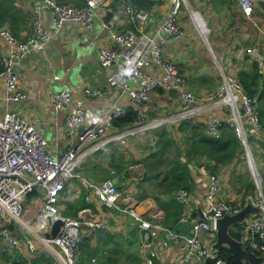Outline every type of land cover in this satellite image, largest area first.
<instances>
[{"label": "built area", "instance_id": "built-area-1", "mask_svg": "<svg viewBox=\"0 0 264 264\" xmlns=\"http://www.w3.org/2000/svg\"><path fill=\"white\" fill-rule=\"evenodd\" d=\"M236 1L239 10L246 16L252 14L256 3L264 2ZM103 2L83 0L80 5L60 0L34 2L29 10L30 31L25 38L18 37L7 23L0 26V81L4 99L0 109L1 248L14 253H22L26 249L27 253L24 251L23 255L27 259L41 249L55 264H77L80 242L93 239L99 230L108 227V222L62 214L58 205L59 195L76 175L74 171L84 165L94 152L109 155L114 144L124 148L130 139L139 134L190 119L203 122L204 131L209 134H217L220 126L227 125L240 140L244 150L240 158L247 164L255 186V192L248 193L243 202H232L222 196V182L216 173H208L207 187L200 195L195 216L189 212L194 194L185 188L176 189L171 197L183 207L179 221L190 228L188 233H183L164 223L163 211L158 206H154L151 214L138 211L139 203L135 198L115 185L114 169H110L109 177L101 183L84 180L87 188L85 199L90 201L95 198L109 210L135 220L143 264H203L208 260L225 264L213 248L216 220L226 214L237 213L247 203L258 207L259 212L245 217L240 232L241 241L244 245L247 241L250 250L264 254V193L248 142L252 130L261 128L256 96L249 94L237 75L227 72L219 63L214 90L201 95L188 87L178 65L164 52L166 45L185 36L184 28L178 21L182 7L189 10L191 21L205 39L195 10L187 0H168L161 21L153 30L142 35H138L133 28H112L109 32L111 41L97 51L99 63L111 69L107 84L118 90V98L127 94L132 105L140 106V102L150 101L153 92L161 88L165 94H173L178 108L151 118L139 113L138 119L131 124L116 127L112 118L126 111L122 103L115 101L95 111L71 90L64 87L52 89L48 94L55 108L64 111L67 129L74 132L79 124H84L75 142L57 157H53L47 147L44 126L34 125L11 108L10 103L29 96V92L21 86L20 74L15 69L22 57L31 50L43 47L69 23H79L83 28L91 29ZM102 24L110 27L108 21ZM207 47L215 59L210 45ZM253 51L254 47L240 48L242 55L252 57L260 74L259 87L264 89V59ZM83 92L86 95H102L104 90L100 86H85ZM213 108L222 109L220 115L212 112ZM36 190L41 193L43 204L35 218L27 219L23 203L26 196ZM198 210L203 217L199 216ZM46 216L63 221L59 232L51 239L43 235ZM13 227L24 233L25 243H22V235L11 230ZM95 261L93 257L91 262Z\"/></svg>", "mask_w": 264, "mask_h": 264}, {"label": "crops", "instance_id": "crops-1", "mask_svg": "<svg viewBox=\"0 0 264 264\" xmlns=\"http://www.w3.org/2000/svg\"><path fill=\"white\" fill-rule=\"evenodd\" d=\"M60 1L74 4L83 2V0ZM187 1L191 7L192 5L195 7L211 6L212 18H214L212 48L206 36L208 27L201 14H197L196 17L200 28L202 26L204 30L205 39L195 28L187 9L182 7L178 21L184 28L185 36L170 42L165 47V54L178 65L190 89L201 95L206 91L214 90L218 81V69L213 60L216 61L217 56L222 62L219 64L223 69L233 74H236L240 69H250L254 63L252 57L240 53L241 47H254L253 53L264 59V12L259 8V3L255 4L252 14L246 16L239 10L236 0ZM34 2L37 1L15 0L21 12L27 13L26 20L16 31L18 37L25 38L30 31L29 10ZM167 5L168 0H151V2L135 0L122 9L115 0H104L97 10L91 29H85L79 23H69L62 28L60 33L54 34L43 47L31 50L22 57L16 71L20 74L21 86L29 92V96L25 100L10 103V106L34 125L44 126L47 147L53 157H57L62 150L75 142L77 133L84 124H79L74 132L67 129L65 113L54 108L48 94L52 89L64 87L71 90L77 97L83 99L86 106L95 111H100L117 101L126 107L137 106L139 113L145 118H151L179 107L174 101L172 93L168 95L158 89L153 92L150 101L140 106L132 105L127 94H122L118 98V90L107 84V77L111 69L99 63L97 58L99 47L107 45L111 41L109 32L112 28L120 30L133 28L138 35L150 32L161 21ZM203 13V16H207L208 20L212 19L207 13ZM104 21L110 23V27H107L108 30L102 24ZM199 40H202L205 45H201ZM207 45H210L215 59ZM213 49L216 50V53ZM212 84L214 86L211 88ZM85 86H100L104 92L102 95H86L83 92ZM3 104L0 81V109ZM211 111L220 115L222 109L213 108ZM154 132L149 135H137L130 139L124 148L119 147V144H114L109 153L111 157L101 155L98 151L92 153L61 191L58 205L62 214L89 220L103 219L107 222L109 218L113 220V226L108 224V227L104 231L99 230L93 239H84L80 242L79 246L82 248L78 250L77 264H136L140 262L143 264V251L139 247L138 228L135 220L128 215L109 210L95 198L90 201L85 199L87 188L84 180L101 183L109 177V171L113 168L116 170L113 175L115 185L125 194L129 193L135 198L139 203L138 211L151 214L154 211V206H158L163 211L166 225L183 233L190 231L188 225L181 223L179 219L175 221L174 206L168 204L169 196L167 194L161 197L156 195L157 184L144 183L143 186L148 188L150 196L146 195L140 200L137 199L138 197L136 198V195H143L141 191L137 190L136 183L143 182L144 166L154 158V153L160 162L159 167L155 169L163 172L162 168L167 169L168 167L165 158L167 151L171 150V145L165 147L163 155H160V152L156 153L158 146H156L157 138ZM251 134L254 136V151L258 162L264 165V127L252 130ZM141 135L146 136L142 138ZM180 153L183 157V152ZM240 156L229 164L219 165L216 169V174L222 182V196L232 202L241 200L244 190H246V184L250 181L253 182L252 176L251 180L247 178L244 166L247 169L248 167ZM262 167L260 168L261 173L264 172ZM191 174L194 185L189 191L194 194V197L190 202L189 212L195 216V212L199 209L200 195L207 187L208 172L198 168L192 169ZM23 204L25 218H35L43 204L41 193L38 190L29 193ZM11 230L17 235H22V243L26 242L23 232L16 227ZM108 234H111L112 237H109ZM27 237L29 238V236ZM24 251L27 253L26 249ZM24 251L19 254L6 248L3 250L0 243V264H11V259L18 255L26 258L23 255ZM39 251L42 252L41 249ZM93 257L96 259L94 263L91 262ZM50 264L55 263L51 260Z\"/></svg>", "mask_w": 264, "mask_h": 264}, {"label": "trees", "instance_id": "trees-1", "mask_svg": "<svg viewBox=\"0 0 264 264\" xmlns=\"http://www.w3.org/2000/svg\"><path fill=\"white\" fill-rule=\"evenodd\" d=\"M149 2H151V0H149ZM258 6L264 12V2H259ZM26 17L27 13L21 12V9L18 8L15 3V0H0V26L7 23L12 31L17 34V29L21 26L23 21L26 20ZM1 67L2 65L0 63V68ZM236 74L242 82L244 89L249 94L256 96L257 111L259 114L261 128H263L264 89L259 87L260 74L257 71L256 64L253 63L252 67L248 70L240 69L236 72ZM158 90L162 91L161 88H158ZM142 116L144 117V115ZM138 117V107L128 106L122 115L112 118V124L116 127H122L131 124L137 120ZM188 132L190 133L189 136L187 135ZM154 134H156V146H158L156 153L160 152V155H163L166 146H170L172 143H177L179 145L176 159L173 163L168 164L165 172H160L155 169L159 167L160 162L157 160V155L154 153V158H150L151 160L144 166L145 175L143 182L136 183L137 190L141 191L143 195L137 196L136 193L135 195L136 198L138 197V200L146 195L150 196L148 195V188L144 187L143 184L149 182L157 184L156 195H160L159 197H161L167 194L169 196L168 201L170 202H168V204L174 206L173 208L175 209V213L173 214V217L175 218V221L178 220L182 214L183 207L176 200H174L171 195L179 188H185L187 190H191L193 188L194 183L191 174L192 169L196 170L200 168L202 164H205V171L208 173H216V169L219 165L224 166L229 164L236 157L238 158L240 155H243L244 152L240 140L227 125L220 126L217 134H209L204 131L203 122L199 120L193 121L190 119H183L176 124L164 125L158 130H155ZM253 137V134L248 135L249 144L253 142ZM180 152H183L184 158L181 157ZM108 156L111 157V155ZM261 178L262 191L264 193V172L261 173ZM254 188L255 186L252 181L246 184V190H244L241 202L244 201V198L248 193H253L251 191ZM154 197L156 198L158 196ZM243 226L244 223L241 222L236 226L231 227L229 229L230 235L237 240H241L242 235L240 232ZM100 231H104V229H101ZM108 236L112 237L111 234H108ZM245 247L250 250L247 241H245ZM80 248H82V246H79V249ZM253 251L257 255L264 256L261 252L255 250ZM217 254L225 264H246L243 261H238L234 258L227 247L219 248ZM50 262V257L40 251L29 255L28 259L23 258L20 255L11 259V264H50ZM203 264H215V262L213 260H208ZM262 264H264V262Z\"/></svg>", "mask_w": 264, "mask_h": 264}, {"label": "water", "instance_id": "water-1", "mask_svg": "<svg viewBox=\"0 0 264 264\" xmlns=\"http://www.w3.org/2000/svg\"><path fill=\"white\" fill-rule=\"evenodd\" d=\"M133 1L135 0H116V4L120 5L123 9L127 4L133 3ZM16 68L17 66L15 69ZM144 103L145 101H142L139 105ZM81 131L82 128L79 129V132ZM253 212H259V208L247 203L237 213L226 214L216 220V240L213 244V248L216 252L221 247H227L231 252V255L238 261H243L246 264H262L264 262V256L257 255L254 251L247 249L241 240L235 239L229 233L231 227L243 222L245 217ZM198 214L199 216H202L199 210ZM112 221V218L108 219V224L111 226H113ZM45 222L46 227L43 231V235L48 239L54 238L63 225V221L61 219L53 220L50 216H46Z\"/></svg>", "mask_w": 264, "mask_h": 264}, {"label": "rangeland", "instance_id": "rangeland-1", "mask_svg": "<svg viewBox=\"0 0 264 264\" xmlns=\"http://www.w3.org/2000/svg\"><path fill=\"white\" fill-rule=\"evenodd\" d=\"M17 7H18V5H17ZM19 8V7H18ZM193 10H195V11H198L200 14H201V16L203 17V19L205 20V24L207 25V27H208V33L206 34V36H207V38H208V41H209V43L211 44L212 43V36L214 35V32H213V27H214V18H212L213 17V14H212V8H211V6H205V5H201L200 7H195V6H193L192 5V7H191ZM187 11H189V10H187ZM203 12H205V13H207L212 19L211 20H208L207 19V16H203ZM206 18V19H205ZM207 20V21H206ZM211 21V22H210ZM207 22H208V24H210L211 23V25H208L207 24ZM107 30H108V28L107 27H105ZM204 31V30H203ZM199 42L201 43V45H205L204 43H203V41L202 40H199ZM212 45V44H211ZM212 48H213V45H212ZM214 51H215V53H216V50L215 49H213ZM217 56V55H216ZM219 60V61H218ZM221 63L222 64V62H221V60H220V58L217 56V58H216V61H214L213 60V63H214V65H216L217 63ZM217 83V82H216ZM214 86V84H212L211 85V88ZM56 89H59V88H56ZM54 106V105H53ZM55 108V107H54ZM59 111H61V112H64L62 109H58ZM158 130V129H157ZM155 130H151V131H146L145 133H143V134H146V135H149V134H151V133H153ZM145 135V136H146ZM45 136H46V133H45ZM142 136V138H144L145 136H143V135H141ZM178 144L177 143H172L171 144V150H169V151H167V155H166V158H165V161H166V164H170V163H173V161L176 159V155H177V150H178ZM249 146H250V149H251V151H250V155H251V157H252V159H253V161H255V163H256V168H257V170H258V172H259V175L261 176V171H260V168H261V166H264L263 164H260L259 162H258V158H257V156H256V152L254 151L255 150V148H254V143L252 142V143H250L249 144ZM128 150V149H127ZM256 159V160H255ZM244 162V161H243ZM202 165H204L205 166V164H202ZM246 165V164H245ZM244 169H246V171H245V173H246V176H247V178H249V180H251L250 178H251V174L249 173V171H248V169L246 168V166H244ZM262 169H263V167H262ZM115 170V169H114ZM162 170H163V172H165L166 171V168L164 167V168H162ZM263 171H264V169H263ZM74 172H76V170L74 171ZM115 173H116V170H115ZM253 183V182H252ZM261 183H262V181H261ZM264 185V184H263ZM261 188H262V184H261ZM120 189V188H119ZM120 190H122V189H120ZM253 191V193L255 192V188L252 190ZM136 264H141V262L140 263H136Z\"/></svg>", "mask_w": 264, "mask_h": 264}, {"label": "bare ground", "instance_id": "bare-ground-1", "mask_svg": "<svg viewBox=\"0 0 264 264\" xmlns=\"http://www.w3.org/2000/svg\"><path fill=\"white\" fill-rule=\"evenodd\" d=\"M197 14H199V12L198 11H195V15L197 16ZM200 24V23H199ZM201 28H202V26H201ZM202 30H203V28H202Z\"/></svg>", "mask_w": 264, "mask_h": 264}]
</instances>
